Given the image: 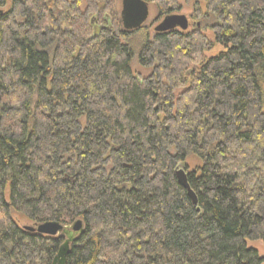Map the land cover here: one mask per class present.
<instances>
[{"label":"trees","instance_id":"16d2710c","mask_svg":"<svg viewBox=\"0 0 264 264\" xmlns=\"http://www.w3.org/2000/svg\"><path fill=\"white\" fill-rule=\"evenodd\" d=\"M116 2L0 0V264H52L64 242L15 215L81 221L66 264H262L264 0H203L211 38L136 41Z\"/></svg>","mask_w":264,"mask_h":264},{"label":"water","instance_id":"95a60500","mask_svg":"<svg viewBox=\"0 0 264 264\" xmlns=\"http://www.w3.org/2000/svg\"><path fill=\"white\" fill-rule=\"evenodd\" d=\"M151 1L153 0H122L119 18L122 29L125 32L131 33L144 26V23L148 18V3ZM1 14L2 11L0 10V15ZM187 28L188 22L184 16L171 15L165 17L154 29V32L155 34H163L177 30L186 31ZM175 175L179 186L186 190L192 205L196 206V196L187 183V175L184 170L178 168ZM22 230L33 235L63 238L64 242L59 247L52 264H66V257L69 253L70 246L83 233V224L81 221H77L71 226H62L59 223L46 222L43 224H33L29 227H23Z\"/></svg>","mask_w":264,"mask_h":264},{"label":"rangeland","instance_id":"374dc122","mask_svg":"<svg viewBox=\"0 0 264 264\" xmlns=\"http://www.w3.org/2000/svg\"><path fill=\"white\" fill-rule=\"evenodd\" d=\"M172 1V2H171ZM153 0L148 3V18L146 22L144 23V26L141 28L142 32H139L138 34L131 37V39L134 41L141 39L145 34L152 39L155 35L154 29L161 23V21L171 15H177V16H184L187 19L188 22V28L186 31L177 30L178 32H181L183 34L189 33L193 30H200V32L205 35L207 38L212 37L211 33V26H213V20H204L202 21L201 17L205 14V3L203 0ZM121 2L122 0H117L116 6L117 10L120 14L121 11ZM165 5V6H164ZM166 7V10L168 8L169 14L167 15H161V10ZM163 8V9H162ZM200 9L201 12L196 13V11ZM105 15H109V12H105L103 14V17ZM201 15V16H200ZM109 18L106 19V21ZM134 58L131 62L132 71L133 73L140 77V78H146L151 73V69H145L139 66L138 64V51H139V44L134 43ZM221 52V48L219 46H216L212 51L205 53L204 55L206 57H214L218 55V53ZM198 161L190 157L187 161V167L188 170L194 169L198 165ZM183 170L184 168L181 167ZM185 172V171H184ZM186 173V172H185ZM14 220L17 223V225L20 228L23 227H29L32 226L27 219H25L22 216H14ZM247 247L250 249L255 250L259 257L264 260V243L261 241H254V242H247ZM264 264V262L262 263Z\"/></svg>","mask_w":264,"mask_h":264}]
</instances>
